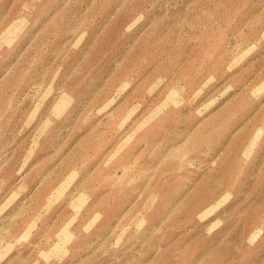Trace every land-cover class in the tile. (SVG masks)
Here are the masks:
<instances>
[{
	"label": "rangeland",
	"instance_id": "obj_1",
	"mask_svg": "<svg viewBox=\"0 0 264 264\" xmlns=\"http://www.w3.org/2000/svg\"><path fill=\"white\" fill-rule=\"evenodd\" d=\"M0 264H264V0H0Z\"/></svg>",
	"mask_w": 264,
	"mask_h": 264
}]
</instances>
